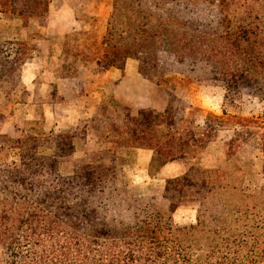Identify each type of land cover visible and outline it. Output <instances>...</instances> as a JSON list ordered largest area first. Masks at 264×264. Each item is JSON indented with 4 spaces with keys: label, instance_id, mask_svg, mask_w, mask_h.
Listing matches in <instances>:
<instances>
[{
    "label": "trees",
    "instance_id": "16d2710c",
    "mask_svg": "<svg viewBox=\"0 0 264 264\" xmlns=\"http://www.w3.org/2000/svg\"><path fill=\"white\" fill-rule=\"evenodd\" d=\"M49 3L0 0V14L44 24ZM70 35L62 51L76 61L99 54L123 75L133 58L137 76L155 84L178 72L222 85L224 97L242 91L264 101V0H112L99 42L76 44L82 50L73 54ZM31 54L27 41L0 40V124L20 99L21 69ZM167 94L161 111L126 108L104 133L114 147L68 174L59 164L82 136L77 126L55 133L14 124L0 133V264H264V187L249 194L219 167L168 177L159 196L127 187L118 146L151 149L159 167L195 157L221 128L235 130L228 154L257 133L252 127H264L257 119L211 112L200 124V108ZM259 137L264 171L263 130ZM12 148L17 160L6 157ZM187 203L195 222L178 224L173 212Z\"/></svg>",
    "mask_w": 264,
    "mask_h": 264
},
{
    "label": "rangeland",
    "instance_id": "374dc122",
    "mask_svg": "<svg viewBox=\"0 0 264 264\" xmlns=\"http://www.w3.org/2000/svg\"><path fill=\"white\" fill-rule=\"evenodd\" d=\"M105 20L106 17L93 14L79 15L76 29L67 33L71 34L67 46L69 47L68 50L72 49L71 52L75 54L76 51L82 50L76 44L92 47L93 44L99 42L104 32ZM29 21L31 24L39 25V27L45 25V23L41 24L35 18H29L27 23ZM19 26H25L21 18H7L0 14V40H4V36H9L13 33V30L10 29ZM22 41H27L32 46L33 53V42L29 39ZM54 48H52L53 50L51 49L54 52V63L61 72L75 75L76 72L74 71L79 66L86 64L89 72L88 79L86 81H77L81 96L78 101L81 103L80 110L82 111L79 115L83 117H80L81 119L75 125L65 127V125L69 124L66 121L53 129L49 122H44L42 107L39 105L35 119L20 122L13 121L8 131H1L6 118L8 119L13 114L15 103L26 98L24 88L20 99L5 110L1 119L0 133H9L14 124L22 125L29 132H36L41 128L45 132L55 133L77 126L75 132L81 133L82 136L79 135L73 138V151L69 156L61 159L59 169L63 174L71 173L77 164L92 162L103 149L114 147L110 140L111 137L105 138L104 133L109 131L111 122L122 121L126 108L130 109L131 112H135L140 107H150L155 111L163 110L168 103L167 90L175 93L193 106L200 108V113L195 115V119L200 124L203 122L204 116L211 112L222 115L224 119L229 118L230 115L257 119L264 126V101L256 95L241 91L240 93L231 92L227 97H224L225 88L222 85L207 81L196 82L191 77L178 72H167L164 76L166 79L160 84H155L138 76L135 78H119L118 80L109 79L104 73L108 64H105L98 57L99 54L97 57L92 56L89 62L76 61V57L64 55V51H60L57 48L54 50ZM134 62L137 66V61L135 60ZM88 114L89 117H86ZM82 129H84V132ZM238 130H243V128L240 127ZM252 130L257 133L249 137L240 148L227 154L226 143L234 135L235 130L232 127L219 129L215 139L208 143L204 150L198 152L195 157L184 159L187 161L185 171L187 168H192V171H195V176H198L199 172L196 170L199 168L219 167L236 184H242L243 189L247 193H256L260 187H264L263 152L260 148L261 139L259 137L260 132L264 131V127H252ZM45 150L50 152L51 148H45ZM116 151L124 158V180L129 190L138 195L159 196L162 193L166 178L163 174L155 175L158 169L156 159L153 160L152 157L147 166H142L141 163H137L135 147L118 146ZM6 155L8 159H18V151L15 148L8 150ZM152 175L155 176L151 178ZM195 217L194 205L190 203L180 205L173 212V219L178 224L194 223Z\"/></svg>",
    "mask_w": 264,
    "mask_h": 264
},
{
    "label": "crops",
    "instance_id": "0c3cea01",
    "mask_svg": "<svg viewBox=\"0 0 264 264\" xmlns=\"http://www.w3.org/2000/svg\"><path fill=\"white\" fill-rule=\"evenodd\" d=\"M111 6L112 0H50L44 26L39 27L29 21L25 26L10 29L13 33L4 36L3 39H29L33 42L34 49L21 69V80L26 91V98L15 103L13 114L8 119L6 118L7 121L3 123L1 131H8L13 121L35 119L39 105L42 107L44 122H49L53 129L66 121L69 124L65 127H70L83 117L79 115L82 111L80 110L81 103L78 101L81 96L77 81L88 79L87 67L86 65L79 66L74 71L75 75L61 72L55 66L54 52L51 49L55 47L54 50L56 48L62 50L65 35L76 29L79 15L93 14L107 17ZM134 61L132 58L126 59L123 75L117 68L110 65L105 67L104 73L107 78L114 80L135 78L137 77V66ZM86 117H89V114ZM44 128L47 129L46 126ZM135 149L137 163L147 166L152 159V150L141 147H135ZM186 167L187 161L184 159L168 161L158 167L155 175L163 174L165 178L178 176L185 172Z\"/></svg>",
    "mask_w": 264,
    "mask_h": 264
}]
</instances>
